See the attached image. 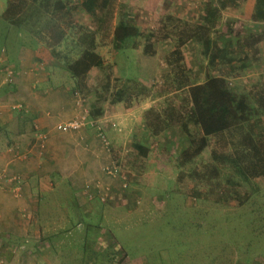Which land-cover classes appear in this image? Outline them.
<instances>
[{
    "label": "rangeland",
    "instance_id": "obj_1",
    "mask_svg": "<svg viewBox=\"0 0 264 264\" xmlns=\"http://www.w3.org/2000/svg\"><path fill=\"white\" fill-rule=\"evenodd\" d=\"M109 1L108 10L93 18L83 0H0V49L1 37L9 33L14 40L19 34L49 37L44 44L59 55L60 75L67 71L73 78L75 94L87 102V119L99 133L107 132L108 166L115 164L118 171L117 202L99 201L102 209L93 222L106 229L120 264H264V176L246 183L229 160L219 159L249 151L255 163L254 146L244 137L263 141L264 108L258 97L264 94V23L254 19L255 0H238L219 13L211 40L231 43L236 55L232 63L212 64L210 50L192 41L182 48L181 59L174 56L182 26L166 21L172 16L202 24L206 0ZM122 16L153 32L151 52L144 51L143 40L138 49L113 48V29ZM85 50L101 64L84 62ZM215 76L247 93L259 116H244L236 131L209 135L207 148L186 161L183 152L209 132L194 116L196 90ZM98 113L102 124L93 120ZM156 115L162 125L154 135L147 124ZM108 131L117 136L115 142ZM213 165L218 173H210ZM77 214L76 220L83 218L82 226H89L87 213ZM84 227L71 233L67 245L78 250L88 239L82 250L99 264L104 254L93 251L94 234L86 235ZM72 253H65L67 264Z\"/></svg>",
    "mask_w": 264,
    "mask_h": 264
},
{
    "label": "crops",
    "instance_id": "obj_2",
    "mask_svg": "<svg viewBox=\"0 0 264 264\" xmlns=\"http://www.w3.org/2000/svg\"><path fill=\"white\" fill-rule=\"evenodd\" d=\"M11 36L1 37L0 49V264H67L70 250L75 252L71 264H96L82 250L88 239L78 250L67 245L72 232L83 231V218L76 220L80 210L91 218L84 229L94 234L93 251L104 254L99 264H120L106 229L93 222L99 201L117 202L118 171L106 172L110 148L89 118L79 131L56 129L87 118V102L75 94L67 71L60 75V62L44 44L49 37L19 34L15 41ZM10 69L16 74L7 81ZM12 105L21 109L12 110ZM102 116L92 119L99 122ZM108 135L113 143L117 136Z\"/></svg>",
    "mask_w": 264,
    "mask_h": 264
},
{
    "label": "trees",
    "instance_id": "obj_3",
    "mask_svg": "<svg viewBox=\"0 0 264 264\" xmlns=\"http://www.w3.org/2000/svg\"><path fill=\"white\" fill-rule=\"evenodd\" d=\"M205 14L202 16V24H190L188 21H184L179 18L167 16L166 21H176L182 26L180 28L181 37L178 38L174 56L178 59L182 58V48L184 45L192 41L193 43H201L205 49L210 50V63L222 62L232 63L235 59L234 54L236 52L232 48L233 45L228 43L221 46L218 42L212 41L210 33L216 26V18L225 9L236 6L238 0H206ZM109 0H83V9L93 18H98L99 10H108ZM254 19L259 23H264V0H255L253 7ZM154 34L148 29H141L138 25L134 24L131 20L122 16L113 29V48L117 51H125L128 49H138L143 40L144 51L146 53L151 52L153 47ZM55 59L62 62L57 55V52H52ZM83 61L91 64L92 66H99L101 59L94 52L85 50L82 54ZM68 70L71 72L72 65H67ZM76 78V75H73ZM78 88V86H77ZM197 96L195 99V113L194 116L200 117L204 128L209 130L205 132L206 135L192 142V147L185 150L182 154L183 159L190 160L204 151L209 142V135L218 134L219 132H233L240 129L236 127L243 121V117L246 115L259 116V110L254 104L249 103L247 100L248 94L240 93L236 86H231L226 77H211L204 84H202L197 90ZM260 105L264 108V94L258 97ZM101 114L98 113L97 116ZM160 125L162 122L159 120V116L156 115L152 118V121L147 124L148 128L153 131L154 135L159 133ZM245 136V135H244ZM263 141L260 144H256L255 139L251 135L244 137L245 141H250L254 146L255 163L250 162L251 154L249 151H239L234 157L222 156L223 161L229 160L232 164L235 173L238 174L240 180L244 182L251 181V178L264 176V134H262ZM136 149L141 151L143 155L147 154L145 147L136 145ZM217 158V157H216ZM249 164H245L248 162ZM206 172V171H205ZM219 169L213 165L210 169V173H218ZM204 174V173H203ZM202 175V174H198ZM203 177H206L203 175ZM202 177V178H203Z\"/></svg>",
    "mask_w": 264,
    "mask_h": 264
},
{
    "label": "built area",
    "instance_id": "obj_4",
    "mask_svg": "<svg viewBox=\"0 0 264 264\" xmlns=\"http://www.w3.org/2000/svg\"><path fill=\"white\" fill-rule=\"evenodd\" d=\"M14 77H15V72L9 70L8 73H7V76H6L7 81H11ZM11 109L12 110H20L21 106L12 105ZM88 123L89 122L87 121V118L80 117V118H75V119L66 121L64 123L58 124L56 129L59 132H62V133H67V132H72V131H79L83 127H85ZM91 124L93 125L94 123L92 122ZM99 136H100L101 140L105 143V145H107L108 144V140H107L106 134L103 133V132H100ZM106 172L109 173V175H114L117 172V167L113 166L112 168H107Z\"/></svg>",
    "mask_w": 264,
    "mask_h": 264
}]
</instances>
